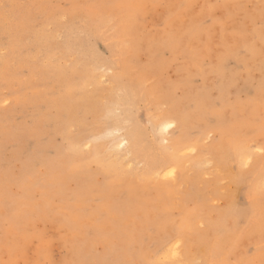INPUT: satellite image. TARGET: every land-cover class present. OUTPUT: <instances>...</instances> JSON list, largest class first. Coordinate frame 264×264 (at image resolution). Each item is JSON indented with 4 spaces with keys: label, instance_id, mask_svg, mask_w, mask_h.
<instances>
[{
    "label": "rangeland",
    "instance_id": "rangeland-1",
    "mask_svg": "<svg viewBox=\"0 0 264 264\" xmlns=\"http://www.w3.org/2000/svg\"><path fill=\"white\" fill-rule=\"evenodd\" d=\"M149 1L0 0V264L264 263V0Z\"/></svg>",
    "mask_w": 264,
    "mask_h": 264
},
{
    "label": "bare ground",
    "instance_id": "bare-ground-1",
    "mask_svg": "<svg viewBox=\"0 0 264 264\" xmlns=\"http://www.w3.org/2000/svg\"><path fill=\"white\" fill-rule=\"evenodd\" d=\"M145 1H146V0H145ZM145 1L143 0V2H145ZM170 1L172 2L173 0H170ZM176 1H177V0H176ZM176 1H175V2H176ZM200 1H201V0H200ZM133 2L135 3V1H133ZM143 2H141V3H143ZM150 2H152V0H150L149 3H147V4H152V3H150ZM166 2H167V0H165V3H166ZM171 2H170V3H166V4H167V5L170 4L171 6H172L173 4H175V3L172 4ZM129 4H130V3H129ZM132 4H133V3H132ZM132 4H131V5H132ZM137 4H138V3H136V4H134V5H137ZM139 4H140V3H139ZM147 4L145 3V6H146ZM161 4H162V2H161ZM131 5H129V6H131ZM141 5H142V4H141ZM176 5H177V4H176ZM189 5H190V4H189ZM195 5H196V4H195ZM228 5H229V4H228ZM117 6H119V5H117ZM153 6H154V5H153ZM178 6H179V5H178ZM178 6H177V7H178ZM133 7L135 8V6H133ZM147 7H148V6H147ZM151 7H152V6H151ZM154 7H155V6H154ZM168 7H169V6H167V8H168ZM172 7H173V6H172ZM39 8H40V7H39ZM119 8H120V7H119ZM143 8H146V7H144V4H143ZM152 8H153V7H152ZM152 8H151V9H152ZM173 8H175V5H174ZM195 8H196V7H195ZM127 9H128V8H127ZM132 9H133V8H132ZM132 9H131V12H132ZM136 9H137V7H136ZM90 10H91V9H90ZM133 10H134V9H133ZM159 10H160V9H159ZM168 10H170V8H168ZM171 10H172V9H171ZM173 10H174V9H173ZM173 10H172V11H173ZM94 11H95V10H94ZM140 11H141V9H140ZM186 11H191V10L189 9V10H186ZM148 12H149V10H148ZM148 12H147V13L145 12L144 14L142 13V14H143L142 16H143V17H145V16L147 17V15H149ZM157 12H158V10H157ZM161 12H162V11H161ZM166 12H167V11H166ZM173 12H174V11H173ZM191 12H192V13H195V11L193 12V8H192V11H191ZM128 13H129V12H128ZM128 13H127V14H128ZM136 13H137V12H136ZM153 13H154V15H155V11H153ZM162 13H163V12H162ZM162 13H160V14L163 15L164 13H163V14H162ZM167 13H168V12H167ZM177 13H179V12H177ZM182 13H183V12H181L180 15H181ZM79 14H80V13H79ZM127 14H125V15H127ZM129 14H130V13H129ZM169 14H170V11H169ZM185 14H186V16H187V13H185ZM189 14H190V13H189ZM82 15H83V14H82ZM130 15H131V14H130ZM130 15H128V16H130ZM134 15H135V14H134ZM154 15H153V16H154ZM156 15H158V14H156ZM176 15H177V14H176ZM176 15H175V16H176ZM191 15H192V14H191ZM80 16H81V15H80ZM128 16H127V17H128ZM150 16L152 17V15H150ZM168 16H169V15H168ZM175 16H174V17H175ZM186 16H185V17H186ZM35 17H36V16H35ZM130 17H131V16H130ZM148 17H149V16H148ZM158 17H159V16H158ZM158 17H157V19H158ZM165 17H166V16H165ZM165 17H164V18H165ZM169 17H170V16H169ZM180 17H181V16H180ZM180 17H179V18H180ZM118 18H119V17H118ZM134 18H135V17H134ZM134 18H133V19H134ZM172 18H173V17H172ZM179 18H178V20H179ZM27 19H28V18H27ZM133 19H131V20L133 21ZM149 19H150V18H149ZM153 19H154V18H153ZM153 19H152V20H153ZM155 19H156V17H155ZM155 19H154V20H155ZM167 19H168V18H167ZM167 19H165V20H167ZM93 20H94V19H93ZM113 20H114V19H113ZM123 20L125 21V19H123ZM134 20H135V19H134ZM145 20H147V19H145ZM152 20H151V23H152ZM160 20H162V19L160 18ZM165 20H164V21H165ZM120 21H121V20H120ZM129 21H130V20H129ZM129 21H128V22H129ZM148 21H149V20H148ZM155 21H156V20H155ZM175 21H177V19L174 20V24H175ZM179 21H181V20H179ZM83 22H84V21H83ZM86 22H87V21H86ZM86 22H84V24H85ZM122 22H123V21H122ZM135 22H136V21H135ZM145 22H147V21H144V22H142V23L144 24ZM149 22H150V21H149ZM149 22H147V23L149 24ZM166 22H167V21H166ZM177 22H178V21H177ZM202 22H203V21H202ZM69 23H70V22H69ZM126 23H127V22H126ZM132 23H133V22H131V25H132ZM140 23H141V22H140ZM140 23L138 22V24H140ZM142 23H141V24H142ZM151 23H150V25L153 26ZM163 23H164V22H163ZM171 23H172V22H171ZM183 23H184V22H183ZM183 23H182V25H183ZM200 23H201V22H200ZM120 24H121L120 26H123V25L125 24V22H124V24H123V23H120ZM122 24H123V25H122ZM127 24H128V23H127ZM134 24H135V23H134ZM161 24H162V23H161ZM161 24H160V25H161ZM174 24H172V25H174ZM185 24H186V23H184V25H185ZM223 24H224V23H223ZM164 25H166V24H164ZM167 25H168V24H167ZM172 25H171V26H172ZM188 25H189V24H188ZM83 26H84V25H83ZM89 26H90V25H89ZM127 26H128V25H127ZM132 26L134 27V25H132ZM146 26H147V24H146ZM151 26H150V27H151ZM174 26H175V25H174ZM186 26H187V25H186ZM232 26H233V25H232ZM116 27H117V25H116ZM116 27H115V29H116ZM133 27H132V29H134ZM148 27H149V26H148ZM148 27H147V28H148ZM162 27H163V26H161V28H162ZM182 27H184V26H182ZM190 27H191V26H189V28H190ZM64 28H65V27H64ZM127 28L129 29V27H127ZM135 28H136V27H135ZM138 28H141V25L138 26ZM154 28H155V26H153V30L156 31V28H157V27H156L155 29H154ZM158 28L161 29L160 26H159ZM158 28H157V30H158ZM164 28H165V27H164ZM175 28H176V27H175ZM215 28H217V27H215ZM105 29H106V27H105ZM118 29L120 30L121 28H118ZM122 29H123V28H122ZM143 29H144V28H143ZM151 29H152V28H151ZM167 29H168V31H170V28H165V31H166ZM173 29H174V28H173ZM182 29H183V28H182ZM182 29H181V30H180V29H176V31H177V32H178V31H183ZM82 30H83V29H82ZM103 30H104V29H103ZM112 30H114V29H112ZM119 30H118V31H119ZM153 30H152V31H153ZM214 30H215V29H214ZM83 31H85V29H84ZM83 31H82V32H83ZM122 31L124 32L125 30H122ZM131 31H132V30H131ZM149 31H150V33H151V30H149ZM160 31H161V30H159V31H157V32L160 33ZM163 31H164V29H163ZM165 31H164V32H165ZM172 31H173V30H172ZM176 31H175V33H176ZM184 31H185V30H184ZM184 31H183V35H184ZM188 31H189V30H188ZM188 31H187V32H188ZM127 32H128V31H127ZM137 32H138V31H137ZM147 32H148V31H147ZM147 32H146V33H147ZM157 32H156V33H157ZM215 32H216V31H215ZM215 32H213V33H215ZM83 33H85V32H83ZM83 33H82V34H83ZM119 33H120V32H119ZM170 33H171V31H170ZM175 33H174V36H175V35L178 36V33H177V34H175ZM180 33H181V32H180ZM180 33H179V36H180ZM39 34H41V32H40ZM123 34H125V33H122V34L120 33V35H123ZM129 34H132V33H129ZM162 34L165 35L164 33H161V36H160V37H161V41H163V39H162V36H163V35H162ZM61 35H62V34H61ZM79 35H81V34H79ZM127 35H128V34H126V36H127ZM137 35H138V34H137ZM148 35H149V33L147 34V36H148ZM151 36H152V33H151ZM177 36H176V37H177ZM185 36H186V35H185ZM117 37H118V35H117ZM119 37H120V36H119ZM121 37H122V36H121ZM149 37H150V36H149ZM149 37H147L148 39L146 38V40H149ZM158 37H159V35H158ZM199 37H200V36H199ZM214 37H215V36H214ZM227 37H228V36H227ZM29 38H30V37H29ZM131 38H132V37H131ZM169 38H173V39H174L175 37H173V35H172V37H169ZM177 38H178V37H177ZM225 38H226V37H225ZM19 39H20V38H19ZM33 39H34V38H33ZM123 39H125V38H123ZM140 39H141V38H140ZM164 39H165V38H164ZM167 39H168V38H167ZM115 40H116V39H115ZM129 40H130V39H129ZM141 40H143V39H141ZM168 40H169V39H168ZM176 40H177V39H176ZM176 40H175V41H176ZM28 41H29V40H28ZM109 41H110V40H109ZM112 41H113V40H112ZM112 41H111V42H112ZM124 41L126 42V39H125ZM127 41H128V39H127ZM151 41H152V40H151ZM151 41H150V42H151ZM185 41L187 42V40H185ZM214 41H215V40H214ZM228 41H229V40H228ZM11 42H12V41H11ZM121 42H122V41H121ZM125 42H122V43H125ZM129 42H131V44H132L133 41H129ZM140 42H142V41H140ZM189 42H192V41L190 40ZM229 42H230V41H229ZM26 43H27V42H26ZM105 43H106V42H105ZM113 43H114V42H113ZM122 43H121V44L119 43L120 46L122 45ZM148 43H149V42H148ZM171 43H175V42L172 40V42H170V45H171ZM184 43H185V42H184ZM40 44H41V43H40ZM42 44H43V43H42ZM79 44H80V43H79ZM93 44H94V43H93ZM107 44H108V43H107ZM119 44H118V46H119ZM155 44H156V43H155ZM155 44H152V46L154 45V47H155ZM160 44H161V43H160ZM160 44H159V45H160ZM194 44H195V43H194ZM210 44H211V43H210ZM109 45H110V44H109ZM124 45H126L125 47L127 48V44H124ZM124 45H123V46H124ZM157 45H158V43H157ZM157 45H156V46H157ZM177 45H178V44H177ZM182 45H183V44H182ZM184 45H185V44H184ZM80 46H81V45H80ZM96 46H98V44H96ZM112 46H113V45H112ZM131 46H132V45H131ZM131 46H130V47H131ZM138 46H139V45H138ZM81 47H82V46H81ZM121 47H122V46H121ZM128 47H129V46H128ZM130 47H129V48H130ZM170 47H171V46H170ZM183 47H184V46H183ZM197 47H198V46H197ZM104 48H105V47H104ZM106 48H107V47H106ZM114 48H115V47H114ZM114 48H113V49H114ZM116 48H117V47H116ZM122 48H123V47H122ZM139 48H140V47H139ZM160 48H161V47H160ZM171 48H172V47H171ZM176 48H177V46H176ZM176 48H172V50H173V49H176ZM181 48H182V46H181ZM36 49H37V48H36ZM78 49H79V48H78ZM80 49H81V48H80ZM109 49H110V47H109ZM117 49H118V48H117ZM120 49H121V48H120ZM120 49H119V50H120ZM145 49H146V48H145ZM145 49H144V50H145ZM147 49H148V48H147ZM147 49L145 50V52H146V51H147V52L149 51V50H147ZM156 49H157V51L159 50L158 48H156ZM161 49H162V48H161ZM177 49H179V48H177ZM194 49H195V48H194ZM124 50H125V49H124ZM128 50H129V49H128ZM140 50H141V49H138V52H139ZM154 50H155V49H154ZM166 50H167V49H166ZM166 50H165V51H166ZM170 50H171V49H170ZM180 50H181V49H179V51H180ZM115 51H116V49H115ZM117 51H118V50H117ZM136 51H137V49H136ZM163 51H164V50H163ZM173 51H174V50H173ZM177 51H178V50H177ZM88 52H89V51H88ZM122 52H124V51H122ZM128 52H129V51H127V52H125V53L128 54ZM151 52L153 53V51H151ZM155 52H156V51H155ZM171 52H172V51H171ZM189 52H191V51H189ZM197 52H198V51H197ZM160 53H162V52H160ZM180 53H181V52H180ZM38 54H39V53H38ZM135 54H136V53H135ZM138 54H139V53H138ZM154 54H156V53H154ZM166 54H167V53H166ZM173 54H174V53H173ZM177 54H179V53L177 52ZM200 54H201V53H200ZM203 54H205V53H203ZM203 54H202V55H203ZM147 55H148V53H147ZM151 55H152V54H151ZM164 55H165V54H164ZM180 55H181V54H180ZM189 55H190V54H189ZM127 56H128V55H127ZM129 56H130V55H129ZM136 56L138 57V55H136ZM142 56H143V55H142ZM149 56H150V53H149ZM171 56H172V55H171ZM187 56H188V55H187ZM12 57H13V56H12ZM106 57H107V56H106ZM110 57H111V56H110ZM133 57H134V56H133ZM147 57H148V56H147ZM168 57H169V56H168ZM6 58H7V57H6ZM108 58H109V57H108ZM134 58H135V57H134ZM142 58H143V57H142ZM148 58H149V57H148ZM172 58H173V57H172ZM109 59H110V58H109ZM116 59H118V57H117ZM140 59H141V58H140ZM157 59H158V57H157ZM178 59H179V58H177V60H178ZM210 59H211V58H210ZM125 60H126V59H125ZM180 60H181V59H180ZM185 60H186V59H184V61H183V59H182L183 62H185ZM13 61H14V60H13ZM113 61H114V60H113ZM127 61H128V60H127ZM133 61H134V60H133ZM133 61H132V62H133ZM141 61H142V60H141ZM115 62H116V61H115ZM115 62H114L113 64H116ZM128 62H129V61H128ZM130 62H131V61H130ZM134 62H135V61H134ZM142 62H144V61H142ZM176 62H177V61H176ZM176 62H175V63H176ZM111 63H112V62H111ZM126 63H127V62H126ZM135 63H138V62H135ZM151 63H152V62H151ZM120 64H121V63H120ZM123 64H124V65H127V64H125V62H124ZM128 64H131V63H128ZM5 65H6V64H5ZM98 65H99V63H98ZM124 65H123V66H124ZM149 65H150V64H149ZM238 65H239V64H238ZM105 67H106V66H105ZM109 67H110V66H109ZM129 67H130V66H129ZM131 67H132V66H131ZM102 69H103V68H102ZM123 69H124V67H123ZM132 69H133V68H132ZM129 70H131V69H129ZM99 71H100V69H99ZM163 71H164V70H163ZM166 71H167V70H166ZM110 73H111V72H110ZM112 73H113V72H112ZM114 74H116V73L114 72ZM139 75H140V74H139ZM254 75H255V74H254ZM102 77H104V76L102 75ZM138 77H141V76H138ZM97 79H99V78L97 77ZM97 79H96V80H97ZM137 79H138V78H137ZM197 79H199V78H197ZM96 80H95V81H96ZM196 81H197V80H196ZM98 82H99V81H98ZM100 82H101V81H100ZM133 84H134V83H133ZM135 85H137V84H135ZM135 85H134V86H135ZM145 85H146V84H145ZM15 86H16V85H15ZM134 86H132V87L135 88L136 86H135V87H134ZM13 87H14V86H13ZM132 87H131V89H132ZM144 89H145V88H144ZM111 90H112V89H111ZM111 90H110V91H111ZM132 91H134V90H132ZM140 91H142V90H140ZM137 92H138V90H137ZM137 92H136V93H137ZM146 92H147V91H146ZM128 94H129V93H128ZM130 95H132V93H131ZM133 96H134V95H133ZM142 98H144V97H142ZM151 98H152V97H151ZM133 100H134V99H133ZM144 103H145V102H144ZM213 103H215V102H213ZM145 104H146V103H145ZM148 105H149V104H148ZM148 105H147V106H148ZM191 105H192V104H191ZM136 106H137V105H136ZM161 106H162V105H161ZM163 106H164V105H163ZM189 106H190V104H189ZM120 107H121V106H120ZM149 107H150V106H149ZM136 108H137V107H136ZM165 108H166V107H165ZM239 108H240V107H239ZM147 109H148V108H147ZM156 110H157V108H156ZM165 110H167V109H164V111H165ZM146 111H147V110H146ZM164 111H161V112H164ZM136 112H137V111H136ZM157 112H158V111H157ZM143 113H144V112H143ZM148 113H150V112H148ZM164 113H165V112H164ZM164 113H163V114H164ZM158 114H160V113H158ZM158 114H155V115L157 116ZM163 116H164V115H163ZM163 116H162V118H166V116H165V117H163ZM151 117H152V116H151ZM159 117H160V116H159ZM145 118H146V117H145ZM152 119L154 120V117H153ZM155 120H156V119H155ZM145 121H146V120H145ZM156 121L158 122V120H156ZM153 122H154V121H153ZM263 122H264V121H263ZM158 123H159V122H158ZM175 123H176V122H175L174 120H170V121H169V120H163V121H161V127L164 129V132H165V129H169V128H173V127H175ZM261 124H262V123H261ZM261 124H260V125H261ZM151 125H152V123H151ZM157 125H160V124H157ZM177 125H178V124H177ZM143 127H144V126H143ZM151 127H152V126H151ZM248 127H249V126H248ZM250 127H251V126H250ZM156 128H157V127H156ZM158 128H159V127H158ZM178 129H179V128H178ZM112 130H115V129H112ZM181 130H182V129H181ZM217 130H218V129H217ZM217 130H216V131H217ZM160 131H161V129H160ZM246 131H247V130H246ZM246 131H245V132H246ZM248 131H249V130H248ZM174 132H175V131H174ZM174 132H173V133H174ZM194 132H195V131H194ZM212 132H213V131H212ZM160 133H161V132H160ZM209 133H210V132H209ZM246 133H247V132H246ZM169 134H170V133H169ZM214 134H215V133H214ZM162 135H163V134H162ZM167 135H168V134L164 135L163 137H165V136H167ZM183 135H184V134H183ZM254 135H255V134H254ZM123 137H124V138H123ZM123 137H122V138H123L122 141H121V140H118V141H121L122 144H124V145H129V147H130V146H131V142H132L131 136H130L129 134H125V136H123ZM253 137H254V136H253ZM165 138H166V137H165ZM202 138H204V137H202ZM259 138H260V137H259ZM259 138H258V139H259ZM256 139H257V137H256ZM258 139H257V140H258ZM165 140H166V139H165ZM165 140H163V141L165 142ZM204 140H205V139H204ZM253 140H255V138H253ZM260 140H261V139H259V141H260ZM141 141H142V140H141ZM200 141H201V140H200ZM200 141L198 142L199 144H201ZM202 141H203V140H202ZM255 141H256V140H255ZM116 142H117V141H116ZM248 142H249V141H248ZM250 142H251V141H250ZM257 142H258V141H257ZM122 144H121V145H122ZM246 144H247V143H246ZM249 144H250V143H249ZM121 145H120V146H121ZM202 145H203V144H202ZM216 145H217V144H216ZM114 146H115V145H114ZM120 146H119V147H120ZM175 146H176V145H175ZM189 146H190V145H189ZM253 146H254V144H253ZM257 147H259V146H257ZM262 147H263V146H262ZM117 148H118V147H117ZM117 148H115V149H117ZM185 148H186V147H185ZM254 148H255V147H254ZM111 149H112V148H111ZM149 149H150V148H149ZM183 149H184V148H183ZM189 149H190V148H189ZM189 149H188V150H189ZM193 149H195V148H193ZM214 149H215V148H214ZM251 149H252V148H251ZM258 149H259V148H258ZM185 150H186V149H185ZM247 150H248V146H247ZM249 150H250V148H249ZM125 151H126V150H125ZM189 151H190V150H189ZM245 151H246V149H245ZM112 152H114V151H112ZM178 152H179V151H178ZM180 152H181V151H180ZM247 152H249V151H247ZM263 152H264V151H263ZM126 153H127V152H126ZM176 153H177V152H176ZM188 153H189V152H188ZM249 153H251V152H249ZM111 154H112V153H111ZM184 154H185V153H184ZM184 154H182V155H184ZM117 155H118V154H117ZM125 155H128V154H125ZM125 155H124V156H125ZM176 155H178V154H176ZM185 155H187V154H185ZM244 155H245V154H244ZM174 156H175V155H174ZM179 156H180V155H179ZM246 156L248 157V155H246ZM108 157H109V156H108ZM115 157H117V156L115 155ZM115 157L113 156L114 159H116ZM249 157H250V156H249ZM113 158H111V159H113ZM125 158H126V157H124V159H125ZM127 158H128V157H127ZM127 158H126V159H127ZM241 158H242V156H241ZM105 159H106V158H105ZM121 159H122V161H123V158H121ZM173 159H174V158H173ZM229 159H230V158H229ZM247 159L251 160V158H247ZM252 159H253V158H252ZM263 159H264V158H263ZM103 160H104V159H103ZM109 160H110V159H109ZM261 160H262V159H261ZM111 161H112V160H111ZM124 161H125V160H124ZM135 161H136V160H135ZM230 161H231V160H230ZM233 161H234V160H233ZM243 161H244V160H243ZM116 162H118V161H116ZM125 162H129V161H125ZM125 162H123V163L125 164ZM182 162H183V161H182ZM182 162H181V163H182ZM187 162H188V161H187ZM204 162H205V161H204ZM206 162H207V160H206ZM246 162H251V161L246 160ZM120 163H121V162H120ZM142 163H143V162H142ZM142 163H141V164H142ZM207 163H208V162H207ZM228 163H229V161H228ZM244 163H245V161H244ZM111 164H112V162H111ZM124 164H123V165H124ZM129 164L132 165V162L129 163ZM185 164H186V163H185ZM185 164H184V165H185ZM248 164H249V163H247V165H248ZM139 165H140V164H139ZM184 165H183V166H184ZM197 165H198V164H197ZM240 165H241V161H240ZM244 165H246V163H245ZM247 165H246V166H247ZM16 166H17V165H16ZM121 166H122V165H121ZM127 166H128V165H127ZM246 166H244V167H246ZM113 167H115V164L113 165ZM177 167H178V166H177ZM200 167H201V166H200ZM216 167H217V166H216ZM129 168H130V166H129ZM129 168H128V169H129ZM145 168H146V166H145ZM145 168H144V169H145ZM214 168H215V167H214ZM168 169H169V168H168ZM179 169H180V168H179ZM181 169H182V168H181ZM118 170H119V168H118ZM125 170H127V169H125ZM165 170H166V169H165ZM214 170H216V169H214ZM217 170H218V169H217ZM177 171H178V170H177ZM173 172H174V171H173ZM173 172L170 173V174L172 175ZM218 173H219V172H218ZM221 174H222V173H221ZM174 175H175V173H174ZM158 176H159V175H158ZM161 176H162V175H161ZM167 176H168V175H167ZM198 176H199V175H198ZM233 176H234V175H233ZM164 177H165V176H164ZM169 177H171V176H169ZM262 177H263V176H262ZM166 178H167V177H166ZM172 178H174V177H172ZM181 178H182V175H181ZM170 179H171V178H170ZM174 179H175V178H174ZM183 179H184V178H183ZM148 180H152V179H148ZM154 180H155V178H154ZM184 180H185V179H184ZM219 180H220V179H219ZM227 180H228V179H227ZM227 180L225 179V181H227ZM262 180H263V178H262ZM171 181H174V180H171ZM250 181H251V180H250ZM260 181H261V180H260ZM179 182H181V181H179ZM172 183H173V182H172ZM247 183H248V181H247ZM259 183H260V182H259ZM177 184H178V183H177ZM244 184H245V183H244ZM248 184H249V183H248ZM260 184H264V183L262 182V183H260ZM176 186H179V185H176ZM259 186H260V185H258V187H259ZM173 187H174V188H172V189H176L175 186H173ZM228 187H229V186H228ZM261 187H262V186H261ZM177 188H179V187H177ZM229 188H230V187H229ZM261 190H263V189L260 188V191H261ZM35 191H36V190H35ZM41 191H42V190H41ZM41 191H40V192H41ZM53 191H54V190H53ZM170 191H171V190H170ZM170 195H171V194H169V196H170ZM172 195H173V194H172ZM167 196H168V195H167ZM175 196H178V195H175ZM172 197H174V196H172ZM252 197H253V196H252ZM259 197H261V196H259ZM262 197H263V196H262ZM38 198H39V197H38ZM39 199H40V198H39ZM42 199H43V198H42ZM172 199H173V198H172ZM248 199H249V198H248ZM164 200H165V199H164ZM170 200H171V198H170ZM253 200H255V199H253ZM45 201H47V200H45ZM143 201H145V200L143 199ZM174 201H175V200H174ZM195 201H197V199H196ZM256 201H257V200H256ZM32 202H34V201H32ZM175 202H176V201H175ZM175 202H174V203H175ZM177 202H178V201H177ZM222 202H223V201H222ZM39 203H41V202H39ZM144 203H145V202H144ZM254 203H255V201H254ZM256 203H257V202H256ZM259 203H260V202H259ZM34 204H35V203H34ZM57 204H58V203H57ZM75 204H76V203H75ZM77 204H78V203H77ZM77 204H76V205H77ZM80 204H81V203H80ZM156 204H157V203H156ZM161 204H162V203H161ZM161 204H159V205H161ZM164 204H165V202H164ZM172 204H173V203H172ZM172 204H171V206H173ZM54 205H55V204H54ZM59 205H61V204H59ZM72 205H73V204H72ZM76 205H75V206H76ZM263 205H264V204H263ZM32 206H33V205H32ZM32 206H31V209L33 210ZM42 206H44L43 203H42ZM77 206H78V205H77ZM77 206H76V207H77ZM83 206H84V205H83ZM162 206H163V205H162ZM57 207H58V206H56V209H57ZM40 208H41V207H40ZM49 208H51V207H49ZM73 208H74V206H73ZM80 208H81V207H80ZM100 208H101V207H100ZM159 208H160V207H159ZM262 208H263V207H262ZM29 209H30V208H29ZM43 209H44V208H43ZM101 209H103V208H101ZM165 209H166V208H165ZM263 209H264V208H263ZM61 210H62V209H61ZM63 210H64V209H63ZM103 210H104V209H103ZM103 210H102V211H103ZM105 210H107V209H105ZM175 210H176V209H175ZM30 211H31V210H30ZM74 211H75V210H74ZM177 211H178V208H177ZM1 212H2V211H1ZM47 212H48V211H47ZM69 212H70V211H69ZM206 212H207V211H206ZM72 213H73V212H72ZM72 213H71V214H72ZM207 213H208V212H207ZM41 214H42V213H41ZM49 214H50V213H49ZM62 214H63V213H62ZM64 214H65V213H64ZM71 214H69V215L71 216ZM77 214H78V213H77ZM77 214H76V215H77ZM44 215H46L45 212H44ZM54 215H55V214H54ZM65 215H66V214H65ZM69 215H68V216H69ZM74 215H75V214H74ZM76 215H75V216H76ZM142 215H143V214H142ZM75 216H74V217H75ZM110 216H112V214H111ZM181 216H182V215H181ZM261 216H262V215H261ZM40 217H41V216H40ZM50 217H51V216H49L48 218H50ZM60 217H61V216H60ZM38 218H39V217H38ZM38 218H37V219H38ZM57 218H58V217H57ZM61 218H62V217H61ZM76 218H77V217H76ZM107 218H108V217H107ZM129 218H130V217H129ZM192 218H193V217H192ZM46 219H47V218H46ZM58 219H59V218H58ZM83 219H84V218H83ZM260 219L263 220V217H261ZM39 220H40V219H39ZM55 220H56V219H55ZM69 220H70V218H69ZM76 220H77V219H76ZM76 220H75V221L73 220L72 222H76ZM41 221H42V220H41ZM49 221H50V220H49ZM70 221H71V220H70ZM78 221H79V220H78ZM78 221H77V222H78ZM170 221H171V220H170ZM179 221H181V220H179ZM200 221H201V220L199 219V222H200ZM228 221H229V219H228ZM257 221H259V220H257ZM27 222H29V221H27ZM33 222H34V221H33ZM53 222H54V221H53ZM58 222H59V220H58ZM58 222H56V223H58ZM77 222H76V223H77ZM81 222H82V221H81ZM86 222H88L89 225L91 224V223H89V222H91V221H87V220H86ZM188 222H189V221H188ZM197 222H198V221H197ZM197 222H196V223H197ZM261 222H262V221H261ZM261 222H260V224H262ZM40 223H41V222H40ZM50 223H52V222H50ZM56 223L54 222V224H56ZM107 223H108V222H107ZM178 223H179V222H178ZM48 224H49V223H48ZM79 224H80V223H79ZM79 224H78V225H79ZM81 224H82V223H81ZM83 224H84V223H83ZM88 224H87V225H88ZM183 224H184V222H183ZM258 224H259V223H258ZM62 225H64V224H62ZM104 225H105V224H104ZM262 225H263V224H262ZM10 226H11V225H10ZM24 226H25V223H24ZM24 226H23V227H24ZM27 226H28V225H27ZM59 226H60V225H59ZM90 226H91V225H90ZM8 227H9V226H8ZM54 227H55V225H54ZM61 227H62V226H61ZM79 227H80V226H79ZM96 227H97V226H96ZM104 227H105V226L102 227V230H105ZM178 227H179V226H178ZM192 227H193V226H192ZM195 227H196V226H195ZM195 227H193V228H195ZM257 227H258V226H257ZM257 227H256V228H257ZM6 228H7V227H6ZM21 228H22V227H21ZM26 228H27V227H26ZM59 228H60V227H59ZM59 228H58V229H59ZM100 228H101V227H100ZM105 228H106V227H105ZM11 229H16V228H11ZM24 229H25V228H24ZM27 229L29 230V228H27ZM30 229L32 230V228H30ZM49 229H50V228H49ZM55 229H56V228H55ZM64 229H65V228H64ZM83 229H84V228H83ZM106 229H107V228H106ZM175 229H176V228H175ZM178 229H179V228H178ZM4 230H5V227H4ZM8 230H9V229H8ZM28 230H27V231H28ZM50 230H51V229H50ZM189 230H190V229H189ZM15 231H16V230H15ZM22 231H23V230H22ZM22 231H21V232H22ZM25 231H26V230H25ZM57 231H58V230H57ZM59 231H60V230H59ZM59 231H58V232H59ZM64 231H65V230H64ZM66 231H68V230H66ZM168 231H169V230H168ZM10 232H11V231H10ZM16 232H17V231H16ZM29 232H30V231H29ZM81 232H83V231H81ZM7 233H8V232H7ZM44 233H45V231H44ZM65 233H66V232H65ZM77 233H78V232H77ZM178 233H179V232H178ZM248 233H249V232H248ZM248 233H247V234H248ZM255 233L257 234V232H255ZM14 234H15V236H16L17 233H14ZM73 234H74V233H73ZM88 234H89V233H88ZM7 235H9V234H7ZM36 235H38L37 230H36ZM65 235H67V234H65ZM70 235H71V234H70ZM4 236H5V235H4ZM18 236H20V232L18 233ZM23 236H24V235H23ZM28 236H30V235H28ZM42 236H44V235H42ZM72 236H73V235H72ZM75 236H76V235H75ZM159 236H160V235H159ZM5 237H6V236H5ZM20 237H21V236H20ZM62 237H63V236H62ZM67 237H69V235H67ZM76 237H77V236H76ZM214 237H215V236H214ZM247 237H248V236H247ZM9 238H10V236H9ZM60 238H61V237H60ZM181 238H182V237H181ZM245 238H246V236H245ZM4 239H6V238H4ZM15 239H17V238H14V240H15ZM61 239H62V238H61ZM103 239H104V238H103ZM174 239H175V238H174ZM177 239H178V237H177ZM177 239H176V240H177ZM213 239H214V238H213ZM215 239H216V238H215ZM233 239H234V238H233ZM56 240H59V239L56 238ZM225 240H226V239H225ZM52 241H53V240H52ZM70 241H72L71 237H70ZM113 241H114V240H113ZM181 241H182V240H180L179 242H181ZM215 241H216V240H215ZM217 241H218V240H217ZM10 242H11V241H10ZM12 242H14V241H12ZM64 242H65V240H64ZM64 242H63V243H64ZM242 242H243V241H242ZM5 243H6V242H5ZM16 243H17V242H16ZM216 243H217V242H216ZM248 243H249V242H248ZM38 244H39V243H38ZM66 244H67V243H66ZM179 244H180V243H179ZM179 244H178V245H179ZM188 244H189V243H188ZM12 245H13V244H12ZM47 245H49V242H48ZM47 245H46V246H47ZM71 245H72V243H71ZM191 245H192V244H191ZM212 245H213V244H212ZM212 245H211V246H212ZM259 245H261V244H259ZM8 246H9V244H8ZM13 246L16 247V249H17V248H21L19 245H17V246H19V247H17L16 245H13ZM27 246H28V245H27ZM49 246H50V245H49ZM217 246H218V245H217ZM1 247H2V246H1ZM6 247H7V246H6ZM6 247H5V248H6ZM54 247H55V246H54ZM166 247H167V246H166ZM176 247H177V246H176ZM179 247H180V246H179ZM253 247H255V246H253ZM9 248H10V246H9ZM12 248H13V247H12ZM36 248H37V246H36ZM62 248H64V246H63ZM76 248H77V246H76ZM98 248H99V247H98ZM164 248H165V247H164ZM180 248H181V247H180ZM209 248H211V247H209ZM218 248H219V246H218ZM1 249H2V248H1ZM10 249H11V248H10ZM13 249H14V248H13ZM16 249H15V250H16ZM47 249H48V248H47ZM47 249H46V250H47ZM77 249H78V248H77ZM176 249H177V248H176ZM247 249L249 250V247H248ZM169 250H171V249H169ZM172 250H173V249H172ZM189 250L191 251L190 248H189ZM209 250H210V249H209ZM250 250H251V249H250ZM8 251H9V250L7 249V252H8ZM16 251H17V250H16ZM63 251H64V250H63ZM65 251H66V250H65ZM161 251H162V250H161ZM174 251H175V250H174ZM174 251H171V253H174ZM246 251H247V250H246ZM0 252H1V251H0ZM2 252H3V251H2ZM13 252H14V250H13ZM31 252H32V251H31ZM162 252H163V251H162ZM176 252H177V251H176ZM248 252H249V251H248ZM9 253H10V252H9ZM9 253H8V255H9ZM29 253H30V252H29ZM62 253H63V252H62ZM171 253H170V254H171ZM224 253H225V252H224ZM2 254H4V253H1V255H2ZM11 254H12V252H11ZM19 254H20V253H19ZM46 254H47V253H46ZM165 254H166V252H165ZM174 254H175V253H174ZM174 254H172V256H170L169 259H171V258L173 259ZM25 255H26V253H25ZM28 255H29V254H28ZM47 255H48V254H47ZM47 255H44V256L47 257ZM50 255H51V254H50ZM62 255H63V254H62ZM159 255H160V254H159ZM159 255H158V256H159ZM178 255H180V251H179V254H178V252H177L176 256H178ZM211 255H212V254H211ZM255 255H256V254H255ZM255 255H253V258H254ZM26 256H27V255H26ZM41 256H42V254H40V257H41ZM262 256H263V255H262ZM262 256H260V257H262ZM8 257H9V256H8ZM8 257H7V258H8ZM34 257H35V256H34ZM63 257H64V256H63ZM208 257H209V256H208ZM7 258H5V259H7ZM18 258H19V257H18ZM27 258H29V257L27 256ZM30 258H32V257L30 256ZM49 258H50V257H49ZM159 258H160V257H159ZM179 258H180V257H179ZM221 258H222V257H221ZM221 258H220V259H221ZM223 258H224V257H223ZM240 258H241V257H240ZM262 258H263V257H262ZM19 259H20V258H19ZM66 259H67V258H66ZM167 259H168V257H167ZM169 259H168V260H169ZM175 259H176V258H175ZM177 259H178V258H177ZM177 259H176V260H177ZM218 259H219V258H218ZM224 259H225V258H224ZM251 259H252V258H250V260H251ZM11 260H12V258H11ZM11 260H10V261H11ZM15 260H16V258H15ZM15 260H14V261H15ZM22 260H24V258H23ZM22 260H21V261H22ZM41 260H42V259H41ZM238 260H240V259H238ZM246 260H247V259H246ZM14 261H13V262H14ZM50 261H52V260H50ZM63 261H67V260H63ZM164 261H165V260H164ZM166 261H167V260H166ZM199 261H200V260H199ZM214 261H215V260H214ZM243 261H244V260H243ZM257 261H258V260H257ZM263 261H264V260H262V262H263ZM1 262H2V261H1ZM8 262H9V261H8ZM17 262H18V261H17ZM19 262H20V261H19ZM25 262H26V261H25ZM150 262H151V261H150ZM215 262H217V261H215ZM221 262H222V261H221ZM224 262H225V261H224ZM244 262H245V261H244ZM20 263H21V262H20ZM26 263H27V262H26ZM39 263H40V262H39ZM69 263H70V261H69ZM178 263H179V262H178ZM185 263H186V262H185ZM212 263H213V262H212ZM239 263H240V262H239ZM239 263H238V264H239ZM2 264H4V263H2ZM27 264H28V263H27ZM40 264H41V263H40ZM174 264H176V263H174ZM179 264H181V263H179ZM216 264H217V263H216ZM262 264H264V263H262Z\"/></svg>",
    "mask_w": 264,
    "mask_h": 264
}]
</instances>
